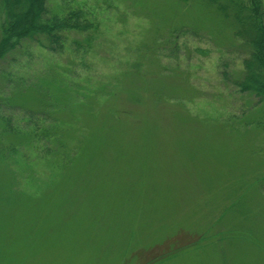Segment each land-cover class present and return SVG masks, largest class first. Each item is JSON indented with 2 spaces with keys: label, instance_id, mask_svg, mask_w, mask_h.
<instances>
[{
  "label": "rangeland",
  "instance_id": "rangeland-1",
  "mask_svg": "<svg viewBox=\"0 0 264 264\" xmlns=\"http://www.w3.org/2000/svg\"><path fill=\"white\" fill-rule=\"evenodd\" d=\"M47 6L96 47L0 63V264H264V101L233 26L205 0Z\"/></svg>",
  "mask_w": 264,
  "mask_h": 264
},
{
  "label": "trees",
  "instance_id": "trees-1",
  "mask_svg": "<svg viewBox=\"0 0 264 264\" xmlns=\"http://www.w3.org/2000/svg\"><path fill=\"white\" fill-rule=\"evenodd\" d=\"M205 1L233 26L235 38L249 47V55L244 61V79L239 86L264 101V22L261 10L237 0ZM2 3L7 20L1 28L0 63L23 42L36 41L47 52L63 51L70 45L76 52L89 53V49L96 47L94 37L88 34L92 27L85 24L81 10H73L63 18L56 15L48 18V0H2ZM50 95H44L45 100L46 97L52 100ZM49 107L46 103V110L51 109Z\"/></svg>",
  "mask_w": 264,
  "mask_h": 264
}]
</instances>
